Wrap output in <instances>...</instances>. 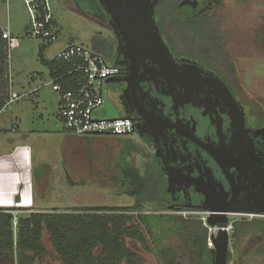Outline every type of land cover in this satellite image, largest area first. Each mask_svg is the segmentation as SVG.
Wrapping results in <instances>:
<instances>
[{"label": "flooded vegetation", "instance_id": "af4514ba", "mask_svg": "<svg viewBox=\"0 0 264 264\" xmlns=\"http://www.w3.org/2000/svg\"><path fill=\"white\" fill-rule=\"evenodd\" d=\"M135 1L151 6L156 0ZM45 2L50 23L56 24L49 0ZM58 2L91 24V47L98 42L97 47L110 56L111 65L116 67L113 79L118 81L107 85L117 94L121 117L132 121L127 137L136 138L135 155L147 154L154 178L165 190L164 211L205 212L203 207H207L237 215L262 207L264 182L256 181L246 164L249 137L264 123H257L261 118L253 110L257 102L242 88L237 75L240 63L227 48L224 2L162 0L152 7L154 24L178 63V68L166 76L149 61L132 63L131 50L124 41L119 47L124 36L118 22L129 0ZM189 34L203 41H190ZM258 36L264 39V19ZM260 40L258 45L263 48L264 41ZM180 61L195 63L205 73L184 70ZM263 61L249 59L248 72L254 73L256 63ZM210 74L222 81L237 105Z\"/></svg>", "mask_w": 264, "mask_h": 264}, {"label": "rangeland", "instance_id": "374dc122", "mask_svg": "<svg viewBox=\"0 0 264 264\" xmlns=\"http://www.w3.org/2000/svg\"><path fill=\"white\" fill-rule=\"evenodd\" d=\"M26 1L28 0H0V30L8 29L17 40V46L7 49L3 59L5 75L0 79V95L7 101L10 91L20 95L31 93L30 90L35 87L40 91L26 95L0 111V124L5 130L3 134L15 139L17 143L20 141V135H12L14 134L10 132L12 125H19L16 135L25 128L36 133L32 135L31 143L28 144L31 146L32 155L34 206L45 210L42 213L52 215L72 213V208L78 207L123 208L133 205L135 198L125 194V190L131 184L124 188L119 184L124 179L121 173L129 167L140 173L145 169L153 170L150 168L147 154L139 152V156L135 155L137 143L133 137H75L64 132L62 122L58 118V96L50 86L45 85L50 81L48 70L40 63L38 57L39 48L44 44L46 47L43 58L48 61L68 44H80L91 49L93 29L91 24L68 11L58 0H49L51 5L49 11L56 22V27H51V30L58 34V40L48 43L28 34L31 28V15ZM222 2H224L222 16L226 20L224 27L227 48L233 59L240 63L238 79L247 95L256 100L263 112L264 61L256 63L255 69L253 68L255 74L248 72L247 64L252 57L264 58V47L258 45L259 38L264 41L258 36L264 19V0ZM38 14L35 13L33 17H38ZM103 38L104 42L108 41L107 35ZM188 38L190 41L196 39L193 41L195 43L198 42L197 39L203 41L193 34H189ZM261 45L264 46V42ZM109 58L110 56L107 62L111 64ZM260 68L262 69L259 70ZM105 89V103L94 112V116L115 119L122 115L117 105V94L111 85L106 84ZM242 95L245 96V93ZM258 106L255 105L257 108ZM12 115L17 116V119ZM259 119L257 123L262 124L264 120L260 117ZM39 136L44 141H39ZM39 188L43 189V198L39 196ZM29 211L26 208L21 212V217L27 218ZM157 214L169 216L172 215V211H159ZM228 219L231 223L240 220L248 222V225L239 232L235 244L231 239L232 233H229L228 252L232 256L229 264H264V216L253 217L249 221V217L230 215ZM147 221L151 233L145 230L142 232L148 249L135 240L126 239V247L137 256L134 264H161L158 257L160 253L172 250L182 254L186 251V245L176 236L174 228L166 219L151 215ZM42 241L46 255L40 259V264H63L56 256L45 231ZM208 243L209 241L207 247L211 248ZM233 244L236 247H233Z\"/></svg>", "mask_w": 264, "mask_h": 264}, {"label": "trees", "instance_id": "16d2710c", "mask_svg": "<svg viewBox=\"0 0 264 264\" xmlns=\"http://www.w3.org/2000/svg\"><path fill=\"white\" fill-rule=\"evenodd\" d=\"M36 3H40V0ZM38 13L39 21L43 22L45 14L42 8L38 9ZM51 27H56V24L50 23L45 28L51 30ZM96 44L91 50L108 61L107 54ZM45 47V44L40 46L38 57L40 63L47 68L50 78L63 77L59 81L63 91L74 89V85L69 84L70 78L66 77L70 65L45 60ZM6 52L7 44L1 38L0 30V79L5 75L3 59ZM5 102L4 98L0 101V110ZM254 112L264 120V111L255 107ZM146 170L143 173L130 167L122 170L124 172L121 176L124 179L119 184L122 188L131 184L125 194L135 198L133 205L129 207H78L72 208V213L65 214L30 213L27 218L18 215L16 227L12 226L11 217L4 212L13 209H0V263L40 264V259L46 255L42 241L45 231L56 256L63 264H134L137 256L126 247V239L135 240L148 249L142 230L150 234L148 217L154 215L152 212L165 210L162 207L166 202L163 196L165 190L159 187L154 171ZM155 205L159 207L156 208ZM156 216L166 219L174 228L176 236L186 245V251L182 254L172 250L160 253L158 257L161 264H213L212 251L207 247L208 230L201 220L174 215ZM245 221H236L232 225L231 239L234 244L239 232L248 225ZM231 260L232 256L228 252L227 264Z\"/></svg>", "mask_w": 264, "mask_h": 264}, {"label": "built area", "instance_id": "2783aa9c", "mask_svg": "<svg viewBox=\"0 0 264 264\" xmlns=\"http://www.w3.org/2000/svg\"><path fill=\"white\" fill-rule=\"evenodd\" d=\"M28 0V12L31 15V28L28 31L29 35L39 37L50 42L58 40V37L52 30H47L45 27L50 25V15L46 7V0ZM30 3L34 4L33 6ZM42 8L45 14L44 21L40 22L39 17H33L38 13V9ZM1 38L6 41L7 49H13L17 46V40L12 37L8 29L1 30ZM65 62L70 65V70L66 77L70 78L69 84L74 85V89L63 91L59 81L61 78L50 79L47 84L51 90L57 94L59 100L58 118L62 122L63 129L70 135L75 137L85 136H112L122 137L127 136L132 131V121L127 117H117L115 119H103L94 116V112L103 107L105 103L104 96L106 94L105 85L108 79H112L117 74L115 66L109 64L103 56L93 52L80 44H68L54 56L52 61ZM26 95H20L15 92H9L8 99L3 108L19 101ZM10 215L13 227H16L18 215H22V210L4 211ZM203 214V217H199ZM172 215L182 216L192 220H201L207 228L209 247L212 246L210 236L215 234L218 228H210L207 225L208 212H197L190 210H173ZM230 216L227 215V218ZM236 216L249 217V221L253 217H261L254 214H237ZM234 223V222H233ZM233 223L229 222L226 228L227 233L233 232Z\"/></svg>", "mask_w": 264, "mask_h": 264}, {"label": "water", "instance_id": "95a60500", "mask_svg": "<svg viewBox=\"0 0 264 264\" xmlns=\"http://www.w3.org/2000/svg\"><path fill=\"white\" fill-rule=\"evenodd\" d=\"M160 1L162 0H156L150 6L144 3L142 5L140 1L129 0L127 4L128 8L124 15L121 16L120 22H118L121 25V34L124 36V40H119V47L122 41H124L126 46L131 50V55L129 57L132 63L138 65L144 61H149L160 71L161 75L166 76L174 69L178 68V63L172 58L168 47L160 36L158 28L154 24L152 7ZM148 8L149 10H147ZM180 63L184 64V70L191 69L196 71V73H205V71L195 63L187 61H180ZM210 76L219 83L229 98L233 100L222 81L213 74H210ZM117 81L118 80L112 78L108 79L106 83L113 84ZM233 102L236 104L234 100ZM239 116H241L240 112ZM249 141V156L246 165H250L252 176L256 181L261 182L263 180L264 182V127L254 131L250 135ZM241 163L246 166L242 161ZM260 200L262 207L249 209L243 213L264 216V192L260 196ZM203 210L209 213L206 222L207 225L210 228H218L216 233L210 236V241L213 245V249H211L213 264H227L230 239L226 229H221L226 228L228 224L227 211L224 209H209L207 207H203Z\"/></svg>", "mask_w": 264, "mask_h": 264}, {"label": "crops", "instance_id": "0c3cea01", "mask_svg": "<svg viewBox=\"0 0 264 264\" xmlns=\"http://www.w3.org/2000/svg\"><path fill=\"white\" fill-rule=\"evenodd\" d=\"M49 79H51L50 76ZM48 83L45 85L48 86ZM31 90V93L40 91L36 87ZM31 93H26L25 95H30ZM3 98L4 96L0 95V101ZM12 117L17 119V116L12 115ZM12 126L10 128V132L14 133L12 135H20L18 143L15 139H11L3 134L5 130L0 124V209L25 210L27 208L30 210V213H42L45 210L34 206V178L31 175L32 155L31 146L28 145L31 143L32 135L36 133L25 128L24 131L16 135L15 133L19 130V125L15 124ZM63 131L66 132L64 129ZM39 141L44 140L39 136ZM16 153L19 155L15 156ZM38 190L39 196L43 198V189L39 188Z\"/></svg>", "mask_w": 264, "mask_h": 264}, {"label": "bare ground", "instance_id": "6f19581e", "mask_svg": "<svg viewBox=\"0 0 264 264\" xmlns=\"http://www.w3.org/2000/svg\"><path fill=\"white\" fill-rule=\"evenodd\" d=\"M211 249H213V245L211 246Z\"/></svg>", "mask_w": 264, "mask_h": 264}]
</instances>
